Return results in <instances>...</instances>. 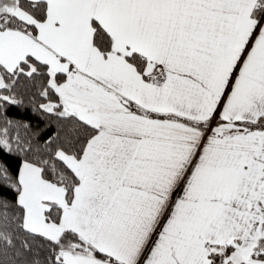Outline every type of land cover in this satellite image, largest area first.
Listing matches in <instances>:
<instances>
[{
    "label": "snow or ice",
    "instance_id": "1",
    "mask_svg": "<svg viewBox=\"0 0 264 264\" xmlns=\"http://www.w3.org/2000/svg\"><path fill=\"white\" fill-rule=\"evenodd\" d=\"M0 264H264V0H0Z\"/></svg>",
    "mask_w": 264,
    "mask_h": 264
}]
</instances>
